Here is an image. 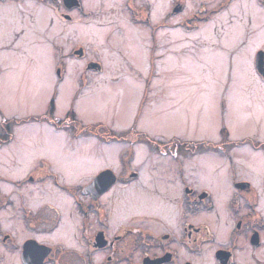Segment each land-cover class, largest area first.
I'll return each mask as SVG.
<instances>
[{
  "label": "rangeland",
  "instance_id": "obj_1",
  "mask_svg": "<svg viewBox=\"0 0 264 264\" xmlns=\"http://www.w3.org/2000/svg\"><path fill=\"white\" fill-rule=\"evenodd\" d=\"M109 1H105V5ZM123 1V19L106 10L99 18L90 20L91 33L87 34L85 29L76 28L79 31L76 35L56 29L49 30L48 23L52 17L50 12L41 24L36 16V7L39 6L35 4L28 2L0 5V28L4 30L0 31V48L20 35L16 45L11 46L13 49L8 53L3 52L5 56L0 59V126L6 124L8 129L9 120L13 118L19 122L12 129L13 141L8 146H0V189H22L27 204L34 209L49 202L57 203L63 208L52 195L56 191L48 181L40 184L25 182L26 178L34 176L40 162H54L56 170L64 169L66 165L57 157L67 160L66 166L72 165L82 174L69 176L70 172L66 171V180L83 184L98 169H117V156L126 148L114 142L105 144L91 136L74 140L70 130H56L49 124L41 123V116L48 112L49 103L53 102L52 120H56L54 122L57 126L63 122L57 120L66 119L71 111L81 124L103 123L118 134L117 137H121L123 132L131 128L136 102L145 87L144 81L147 74H154V71L159 78L150 85L153 93L149 98L150 102L144 106L145 114L140 126L136 128L138 132L166 140L179 138L214 144L225 140L229 145L226 152L223 146L218 147V154L212 150L198 151L196 154L199 155L186 160L189 182L196 184L197 188L229 189L231 192L228 163L221 153H228L232 142L241 140H256L264 144V82L254 79L249 72V61L253 62L256 57H260V51L257 50L264 51V16L262 20L256 21L253 11H259L262 15L264 11L256 9L253 0L252 11L244 2L237 3L232 14L219 15L213 22L205 24L203 33L188 35L200 45L196 47L179 30L161 32L164 35L161 44L167 45L169 49L164 47L152 55L148 50L150 41L147 31L141 28L136 31L126 22ZM207 1L209 7H214L219 2ZM156 4L157 0L155 6ZM20 10L32 16L26 15L23 18L19 14ZM191 10L194 11V8ZM246 14H251L253 26L249 29L251 31L247 46L238 49L243 42V34L248 29L245 27ZM231 18L232 23L229 22ZM237 27L239 34L235 38ZM214 28L217 29L216 33ZM21 29L25 30L23 35L19 32ZM109 31L111 34L108 41L110 40L113 49L105 44V34ZM128 33L133 42L128 38ZM174 35L177 37H173ZM261 35L263 39L258 40ZM52 38L59 44L63 39L66 42L59 53L49 44ZM75 43H82L89 49L90 58L98 60L105 67L102 73H87L86 87L82 86L79 76L75 77L78 72H84L85 66V61L72 59L70 49ZM235 49L238 51L230 59L229 53ZM42 50L49 53L50 58L47 75L50 74L51 78L47 81L41 75L43 64L38 65V54L41 55ZM246 51L250 52L240 63V56ZM212 59L217 61L212 62ZM150 61L154 64L151 68ZM56 63L62 68V80L57 84L58 87L55 86ZM81 88L80 100L73 101V96L80 93ZM176 98L179 100L175 101ZM140 147L148 155L144 166L136 162L141 165L143 187L135 183L117 188L115 197L118 198H114L112 204L108 201L112 216H117L119 211V198L126 206L139 207L137 210L141 211L151 197L156 198L153 194L162 192L163 189H177L179 195L181 188L173 160L167 156L159 157L145 146ZM231 153L234 155L238 178L251 181L264 197V151L243 146L233 148ZM86 163H92L95 170L87 171ZM258 164L262 165L260 173L255 169ZM20 180L25 185L21 183V187L17 188L14 182ZM67 201L70 200L67 198ZM210 217L206 218L209 222ZM12 218V223L5 224V228L15 231L20 239L27 236L21 228L19 214ZM195 220L198 222L197 218ZM75 224L67 228L71 236L76 234L79 227V223ZM19 230L22 232L21 236ZM59 239L68 243L61 237ZM0 264L8 263L0 260Z\"/></svg>",
  "mask_w": 264,
  "mask_h": 264
},
{
  "label": "flooded vegetation",
  "instance_id": "obj_2",
  "mask_svg": "<svg viewBox=\"0 0 264 264\" xmlns=\"http://www.w3.org/2000/svg\"><path fill=\"white\" fill-rule=\"evenodd\" d=\"M105 1L109 0H0V5H19L28 4V2L35 4L39 6L36 7L38 8L36 16L39 17L41 24L50 12L52 17L48 23L49 30L56 29L76 35L79 32L76 28H83L87 34L91 33V29L89 30L90 20L99 18L106 10L112 11L114 15L117 14L123 19L122 0H110L106 5ZM115 1H119L120 4L116 5ZM157 2L158 4L155 6V0H124L122 5L127 15L126 22L134 30L141 28L147 31L150 41L148 50L152 55L156 50L167 48V45L161 44L164 36L161 32L179 30L192 46H200L188 35H194L196 32L203 33L202 28L205 24L213 22L219 15L232 14L231 12L236 10L237 3L244 2L247 6L245 0H219L214 7H209L207 0H169V2L157 0ZM253 5L256 9L264 11V0H253ZM247 7L250 11L253 10L251 0ZM192 8L194 11L191 10ZM254 12L256 10L253 11V14ZM19 14L23 18L26 15L32 16L24 10H20ZM229 22L232 23V18ZM59 24L64 26L60 27ZM252 26L253 18L251 14H246L245 27L248 29L244 34L242 33L243 42L238 46V49L247 46L249 31H251L249 29ZM216 30V28L213 29L214 33ZM0 31H2L1 28ZM24 31L21 29L19 32L23 35ZM110 34L111 31L105 34V44L113 49L110 40L108 41ZM19 37L20 35H17L11 43L4 44L5 46L0 48V59L5 56L3 52L8 53L13 49L11 46L16 45V40ZM234 37H237L236 34ZM128 38L133 42L130 33H128ZM65 43L64 39L61 44L53 38L49 40L50 46L57 53ZM238 49L229 53L230 59L236 55ZM257 51H260L261 60H264V51L260 49ZM118 53L121 54L119 51ZM70 54H72V59L85 61L84 72L80 74L78 72L75 76H79L83 87L88 84L86 75L89 71L102 73L105 68L101 62L90 58L89 49L82 43H75L74 47L70 49ZM5 58L8 60L7 57ZM153 65V62L150 61L149 68ZM54 70H56L57 77L55 86L58 87L57 84L62 80L61 65L56 63ZM154 72L153 75L147 74L144 81L145 87L136 102L131 128L125 132L128 135L124 137H111L107 131L90 132L89 135L82 134L81 128L83 127L97 126L99 128L103 126L107 129L109 127L103 123L83 125L74 118L71 111L66 119L57 120L63 121L57 126L54 122L56 120H52L53 102L49 103L48 112L41 116V123L49 124L56 130H70L74 140L91 136L105 144L114 142L124 145L126 148L117 156V169L112 167L98 169L83 184L68 182L66 180L68 176L65 177L67 170L65 168L55 170L54 162H40L36 167L37 171L33 173L34 176H29L25 182L40 184L48 181L57 192L52 195L64 209L54 202L45 203L34 209L27 204L26 195L22 189H0V260H5L8 264H34L29 253L33 248L34 241H37L39 242L38 246L43 250V264L264 263V197L261 190L257 189L251 181L238 178L234 155L231 153L233 148L239 149L243 146L254 148V146L245 143L231 148L228 153H221V155H225L224 158L228 163L231 192L229 189L197 188L196 184L189 182L186 160L199 154H196L195 148L188 144L205 141L152 138L136 129L140 126L145 114L144 106L150 102L149 98L153 93V90H150V85L159 78L155 75L156 71ZM111 81L113 80L111 79ZM82 90L83 88L80 89V93L77 92L73 96V101L80 100ZM156 96L159 97V94ZM152 97L154 98L155 95ZM12 120L16 121L17 119L13 118ZM15 121L11 123L13 127L18 124ZM4 126L3 124L0 126L1 131L4 130ZM13 127L10 126L9 140L0 146H8L13 141ZM219 144L227 145L225 140ZM140 146H145L157 153L159 157L167 156L173 160L174 170L181 188L179 195H177V189H163L162 192L153 194L156 198L152 199L151 197V200L146 202L141 211L137 210L139 207L126 206L119 198V203L117 202L119 211L117 216H112L108 203L113 202L116 198L117 188L135 183L143 185L140 167L147 163L148 155L146 154L143 158L139 156ZM214 153L218 154L217 151ZM136 162H140L141 165L139 166ZM65 164L67 165V163ZM86 165L89 168L86 169L87 171L95 170L92 163H86ZM104 173L109 176L97 180ZM74 174L78 176L82 173L76 170ZM68 175L73 176V173L70 172ZM144 176L146 177L145 174ZM18 182H14L17 188L21 187V183L25 185L22 180ZM163 195L164 197H162ZM59 197L66 200V205L59 201ZM67 198L70 200V205ZM70 207L71 211H69ZM67 213L69 215L66 216ZM18 214L21 228L27 233V236L22 239L15 231L5 228V224L12 223L14 219L12 216ZM5 215L7 219H5ZM207 217L211 218V222L206 220ZM194 218H197L198 222L194 221ZM6 220L9 222L7 223ZM76 222L79 223V227L76 234L71 236L67 228ZM60 232L63 234L59 235ZM70 232L74 233V231ZM21 233L19 230L20 236ZM57 237L58 240H56ZM60 237L68 243L60 240ZM11 257L12 259L8 260Z\"/></svg>",
  "mask_w": 264,
  "mask_h": 264
},
{
  "label": "trees",
  "instance_id": "obj_3",
  "mask_svg": "<svg viewBox=\"0 0 264 264\" xmlns=\"http://www.w3.org/2000/svg\"><path fill=\"white\" fill-rule=\"evenodd\" d=\"M27 119L29 120V118H27ZM11 123H9L8 129L10 128V124ZM3 125H5V126H4V130L1 131V133H0V135H1L0 136V144H3L4 142H7L9 140V138H10V132H9L10 130L7 129L6 124H3ZM96 131L99 132V133L107 131V132H109L111 134V137L119 136L118 134L113 133L112 131H110L109 129H107V128L103 127V126H101L99 128L97 126H94L92 128H89V127L81 128V133L82 134H86V135H89L90 132L94 133ZM126 135H128V134L125 133V134H121L120 136L124 137ZM142 137H144V136H142ZM245 143H250V144H252V146H254V148H259L260 150H264V144H260V143H257L255 141H252V140H242V141L236 142L235 144L232 142L233 145H230V146H231V148H233L235 146H238V145H241V144H245ZM189 145L193 146L195 148L196 152L205 151V150L217 151L219 149L218 147H223L224 146V145H221V144H210V143H207V142L189 143L188 146ZM228 147H229V145L225 146V148H226L225 152H226V150H228ZM201 149H203V150H201ZM220 149L222 150L223 148H220Z\"/></svg>",
  "mask_w": 264,
  "mask_h": 264
},
{
  "label": "bare ground",
  "instance_id": "obj_4",
  "mask_svg": "<svg viewBox=\"0 0 264 264\" xmlns=\"http://www.w3.org/2000/svg\"><path fill=\"white\" fill-rule=\"evenodd\" d=\"M115 2H116V5H119V4H120L119 1H115ZM245 2H246V4H247V6L250 5V0H245ZM254 14H255V17H256V20H257V21H258V20H261L262 17L264 16V15L260 14V13L257 12V11L254 12ZM237 29L239 30L238 27H237ZM2 31H4V30H2ZM238 34H239V31H237L236 36H238ZM175 36H176V35H175ZM257 39H258V40H262V39H263V35L258 36ZM249 52H250V51H246V52H244V54H242V55L240 56V59H239V62H240V63H242V62L247 58V55L249 54ZM218 58H219V57H218ZM218 60H220V58H219ZM49 61H50L49 53H47L45 50H42V51H41V55L38 54V65H39L40 63L43 64V68H42V73H41V75H42L44 81L50 80V78H51V75H50V74L47 75V72H48V70H49V66H47V64L49 63ZM215 61H217V60H216V59H212V62H215ZM178 100H179V98H176V99H175V101H178ZM125 103H127V102H125ZM15 122H18V121H15ZM9 123H11V121H10ZM18 123H19V122H18ZM10 126L13 127L11 124H10ZM13 128H14V127H13ZM138 153H139V156H140L141 158H143V157L146 155L145 150H144L143 148H141V147H139V149H138ZM57 158H59L60 161L67 163L64 159L61 160L60 157H57ZM211 162H212V160H211ZM65 169L67 170V172L69 171V172H72L73 174H74L75 171H76V168H74V166L69 165V164H68V166L65 165ZM255 169L260 173L261 170H262V165H260V164L256 165V168H255ZM59 201H61V203H62L63 205H66V200L63 199L62 197H59ZM5 219H7L6 215H5ZM6 222L8 223L9 221L6 220ZM62 234H63V232H60V233H59V235H62ZM11 259H12V257L9 258L8 260H11Z\"/></svg>",
  "mask_w": 264,
  "mask_h": 264
},
{
  "label": "snow or ice",
  "instance_id": "obj_5",
  "mask_svg": "<svg viewBox=\"0 0 264 264\" xmlns=\"http://www.w3.org/2000/svg\"><path fill=\"white\" fill-rule=\"evenodd\" d=\"M249 72L254 79L264 82V60L258 59L255 63L249 61ZM39 245V242L34 241L33 248L29 253L34 261V264H43V250Z\"/></svg>",
  "mask_w": 264,
  "mask_h": 264
},
{
  "label": "water",
  "instance_id": "obj_6",
  "mask_svg": "<svg viewBox=\"0 0 264 264\" xmlns=\"http://www.w3.org/2000/svg\"><path fill=\"white\" fill-rule=\"evenodd\" d=\"M258 59H260V60H261V57H259V58H257V57H256V59L254 60V63H255V62L258 60ZM107 175H108V174H105V173H104V174H101V175L98 177V179H97V180H100V179H102V178L106 177ZM108 176H109V175H108ZM97 180H96V181H97Z\"/></svg>",
  "mask_w": 264,
  "mask_h": 264
}]
</instances>
